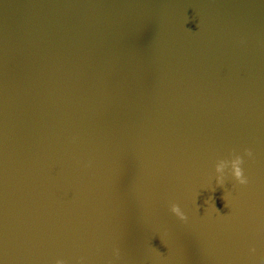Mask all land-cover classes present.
Instances as JSON below:
<instances>
[{"label":"water","instance_id":"water-1","mask_svg":"<svg viewBox=\"0 0 264 264\" xmlns=\"http://www.w3.org/2000/svg\"><path fill=\"white\" fill-rule=\"evenodd\" d=\"M57 260L264 264V0H0V264Z\"/></svg>","mask_w":264,"mask_h":264},{"label":"clouds","instance_id":"clouds-1","mask_svg":"<svg viewBox=\"0 0 264 264\" xmlns=\"http://www.w3.org/2000/svg\"><path fill=\"white\" fill-rule=\"evenodd\" d=\"M244 156L252 157L253 152L251 149H245L244 155H239L233 152L231 154V159H222L217 161L215 164V173L216 175V184L217 186L223 187L225 184V171L226 169H230V173L232 178L239 185H247L248 178L245 176L244 169L242 165L245 163ZM169 211L174 214L180 221L186 222L188 217L186 213L181 209L180 205L177 203H171L169 207ZM255 251V249H252ZM114 255L117 259H119L120 252L119 249L114 250ZM56 264H65L63 260H57Z\"/></svg>","mask_w":264,"mask_h":264}]
</instances>
